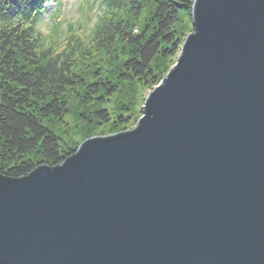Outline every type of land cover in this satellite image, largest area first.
Here are the masks:
<instances>
[{"label": "water", "instance_id": "water-1", "mask_svg": "<svg viewBox=\"0 0 264 264\" xmlns=\"http://www.w3.org/2000/svg\"><path fill=\"white\" fill-rule=\"evenodd\" d=\"M135 127L0 174V264H264V0H193Z\"/></svg>", "mask_w": 264, "mask_h": 264}, {"label": "trees", "instance_id": "trees-1", "mask_svg": "<svg viewBox=\"0 0 264 264\" xmlns=\"http://www.w3.org/2000/svg\"><path fill=\"white\" fill-rule=\"evenodd\" d=\"M192 1L155 0L148 23L134 33L117 16L129 9L137 15L143 10L141 2L99 0L102 10L89 43H120L128 52L115 84L99 80L87 85L88 102L102 105L121 91L122 82L157 86L162 80L159 61L176 58L180 51V15L191 20ZM48 2L0 0V174L10 178L23 177L40 165L57 166L77 148L63 147L50 124L69 114L65 94L78 83L73 62L80 45L72 35L62 40L44 35L41 26ZM91 109L90 116L81 115L88 126L112 122L119 127L134 117L127 104L113 117L106 109Z\"/></svg>", "mask_w": 264, "mask_h": 264}, {"label": "rangeland", "instance_id": "rangeland-1", "mask_svg": "<svg viewBox=\"0 0 264 264\" xmlns=\"http://www.w3.org/2000/svg\"><path fill=\"white\" fill-rule=\"evenodd\" d=\"M137 1L143 6L140 13L136 15V11L129 9L118 12L117 16L122 23H128V29L134 33L144 29L155 5V0ZM45 9L41 26L44 35L50 40L56 37L59 40L67 39L72 35L73 40H78L80 45V51L73 62V73L77 76L78 83L65 94L70 108L69 114L61 122L50 124L59 136L61 145L75 148L91 137L107 136L134 128L141 118L144 101L153 90L152 87L140 83H119L118 88L121 91L102 105L94 101L88 102L89 96L85 95L87 85L99 80L115 84L118 81L119 68L126 60L128 52L120 43L110 45L105 40L89 43V32L102 10L99 0H50ZM180 18L178 28L185 39L192 32V24L189 17L180 15ZM176 58L159 61L161 78L167 75L168 70L176 63ZM123 104L129 105L134 112L133 119L124 126L117 127L112 122L103 125L93 123L88 126L81 117L82 114L90 116L91 108L106 109L113 117Z\"/></svg>", "mask_w": 264, "mask_h": 264}]
</instances>
